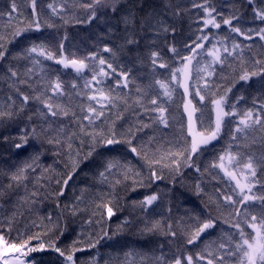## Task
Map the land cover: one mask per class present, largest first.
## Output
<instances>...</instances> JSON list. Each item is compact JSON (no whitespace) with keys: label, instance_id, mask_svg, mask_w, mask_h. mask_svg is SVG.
<instances>
[{"label":"trees","instance_id":"16d2710c","mask_svg":"<svg viewBox=\"0 0 264 264\" xmlns=\"http://www.w3.org/2000/svg\"><path fill=\"white\" fill-rule=\"evenodd\" d=\"M206 2L216 9L219 28L204 26V20L210 17L198 6ZM90 3L92 0H36L34 16L32 0H16L17 11L10 25L7 13L12 0H0V34L10 40L14 28H24L34 18L42 25L39 31H27L6 43V58L0 60V111L14 113L11 119L0 120V232L15 243L39 237L29 244L36 251L26 256L8 254L9 264H66L52 245L65 255L73 247L78 249L74 253L76 264H174L176 257L186 261L189 255L193 264H208V260L213 264H241L243 254L236 251V244L242 241L234 225L239 223L245 238H249L256 235L251 225L255 223L260 228L264 220V124L244 132H237L236 128L248 110L264 120V40L255 35L248 40L232 32L223 19L237 16L238 21L233 20L232 26L242 30L264 27L254 17V9L264 8V0H119L116 12L103 4L95 6L96 17L89 22L91 11L83 5ZM129 9L135 23L126 26L123 17ZM157 21L160 23L153 27ZM203 35L209 39L200 41L203 49H197L200 54L192 60L188 79L189 100L198 109L193 116L196 131L206 134L209 126L214 127L216 112L212 100L225 93L224 110L233 112L235 105L239 115L224 117L217 139L193 156V166L185 167L182 162L178 174L169 167L171 158L167 154L180 151L191 138L183 108L185 97L177 82L180 74L176 81L171 76L183 58L192 55L191 47ZM126 39L136 43L127 44ZM38 44H44L54 58L25 52ZM233 44L240 47L233 51ZM105 46L112 51H104ZM171 47L177 49L178 56L170 51ZM224 47L228 48L227 53ZM216 49L220 50L223 63L212 64L208 52ZM152 52L160 56L155 66ZM92 53L96 54L94 59H85ZM64 57L85 59L88 67L79 73L71 66L65 68L58 63ZM101 57L106 61L104 69L108 75L97 83L92 77L99 72ZM34 59L40 63L34 64ZM107 63L115 72L107 68ZM10 67L18 72V77L10 78ZM28 69L32 71L28 73ZM122 72L129 74L126 87ZM206 72L212 75L207 76ZM245 72L260 74L241 80ZM20 80L27 83L20 84ZM57 81L61 95L54 94L51 87L45 89L46 84L54 86ZM97 81H101V76L97 75ZM156 81L168 84L171 98L164 96V89ZM12 85L30 97L46 90L50 103L59 105L69 115L41 116L39 112L46 109L31 99L15 115L21 108V98ZM197 88L205 96L204 101L195 96ZM97 89L114 98L113 103L89 100L92 95L99 99ZM10 96L14 101L11 108ZM153 98L166 109L167 127L153 123L158 116L151 111L155 107L150 104ZM89 106L104 113L91 124L83 119ZM145 108L149 109L147 113ZM201 117L203 126L199 123ZM144 124L150 127L143 128ZM33 128L36 131L27 136V144L16 148L21 137L32 133ZM129 129L135 137L127 135ZM112 131L120 141L113 145L94 141L90 135L103 132L111 138ZM49 139H59L61 143L50 144ZM129 139L131 145L125 142ZM131 147H136L139 155L132 153ZM227 153L239 160L238 164H227L237 176L247 171L243 166L253 157L256 175L247 179L252 185L249 193L255 200L244 204L225 200L226 196L234 201L242 199L234 181L213 167ZM109 163L115 166L106 171ZM26 164L32 167L25 169L22 182L17 183L13 174ZM153 170L162 179H154ZM152 195L157 199L151 205L142 203ZM105 205L113 209L111 217ZM208 219L215 220L214 227L188 245L189 235ZM157 222L158 227L153 229ZM169 224L177 232L175 238L165 235ZM41 242L45 245L42 250ZM91 244L95 247H89ZM221 244L225 247L221 248ZM14 254L18 259L12 257ZM197 254L205 258L200 260ZM161 255L163 261L158 260Z\"/></svg>","mask_w":264,"mask_h":264},{"label":"snow or ice","instance_id":"6c2138e0","mask_svg":"<svg viewBox=\"0 0 264 264\" xmlns=\"http://www.w3.org/2000/svg\"><path fill=\"white\" fill-rule=\"evenodd\" d=\"M252 2H253V0H249V3H252ZM100 4H103L105 7L110 8L111 11L116 12L117 6L119 4V0H92V3L83 5V7H85L86 9L91 11V15L88 17L89 22L96 17V11L94 9H95V6H98ZM35 7H36V0H32V8H33L34 16H35ZM49 7L52 8V5H49ZM133 7H135V6H133ZM194 7H197V5H194ZM198 7H202L204 12L207 14V16L210 17L209 19L204 20V26L205 27H207L208 25H212L215 28L220 27V24L216 22V16L214 15V13H216L215 8L211 7L207 2L203 5H199ZM16 11H17L16 0H12L11 9L7 13L10 25H11L12 19L14 17V14L16 13ZM52 11L55 12L56 9L52 8ZM0 15H3V14L0 13ZM254 17L256 20H259L261 24H264V8L254 9ZM233 20L238 21V17L232 16L230 19H223V23L225 25H228L231 28L232 32L237 33L240 36H244L248 40L252 39V35L258 36L261 40H264V27H261L259 29L242 30L240 27H233L232 26ZM123 21H124L126 26L129 24L135 23V16H134L131 9H129V12L124 15ZM142 23H144V22H142ZM159 23L160 22L157 21L155 24H153V27H156ZM47 26L51 27V25H47ZM41 27H42V25H41L39 19L34 18L32 21H30L27 24L26 27L14 28V30L12 31L11 40L8 38V36H6L4 34H0V60H3L6 58V54H7L6 43H11L13 40H15L17 37L21 36L22 34H24L27 31H31L33 29L39 31L41 29ZM162 30L165 32L168 31L167 28H163ZM174 31L175 30L173 29V32ZM208 39H209V37L207 35H203V36H200L197 38V42H194V46L191 47L192 55L183 58L185 70L188 68L189 63L193 59H195L197 55L200 54L197 52V49H203V44L200 41H206ZM126 43L127 44H133V43H136V41L133 39H126ZM62 47H63V45H61V48ZM185 47L187 48L189 46L186 45ZM239 47H240V45L233 44V46H232L233 51H235ZM104 51L110 52L112 50L110 48H108L107 46H105ZM170 51L174 55H177V56L179 55V53L175 47H171ZM223 51L227 53L228 48L224 47ZM25 52L27 54L38 53L39 55L45 56L46 59H53L54 58L53 54L51 52L46 51V46L44 44L33 45L32 47L26 49ZM228 54L231 55V53H228ZM208 55L212 57V64H214L216 62H220V63L224 62L221 58V54H220L219 49H216L214 51L209 50ZM95 56H96V54L92 53L89 55V57H86L85 59L91 60V59H94ZM151 57H152V64H153V66H155L157 60L160 59L159 53L158 52H152ZM85 59L77 60V59H67L66 57H64V58H61L58 61V63L63 64L65 68L71 66L72 68H74L79 73L84 68L88 67V65L85 64ZM33 63L39 64L40 61L34 59ZM105 64H106V61L101 57L99 59V66H100L99 72L96 75H93L92 81H96L97 83H100V82H102V78L108 75V73L105 72V69H104ZM212 64H209L208 67H211ZM160 67L163 68V67H165V65L160 64ZM107 68L112 69V71L115 72V69H113L111 63H107ZM27 71H28V73H30L32 70L28 69ZM181 71L182 70H180V69L174 70L172 73L171 79L176 81L177 76ZM8 72L10 74V78H15V77H18V75H19L18 72L16 70L12 69L11 67L8 69ZM261 72H264V69H261ZM184 74H185V78L187 79V73L185 72ZM205 74L207 76L212 75L211 72H206ZM259 74L260 73H257V72H252V73L245 72L244 75H242L240 77V79L247 81L250 78V76H255V75H259ZM97 75L101 76V81H97ZM128 75L129 74L127 72L121 73V76H123V78H124V86L125 87L128 84ZM177 82L179 83V81H177ZM19 83L20 84H26L27 81L26 80H20ZM119 83L120 82L117 81V86H119ZM156 83L159 84L162 89H164V93H163L164 96L171 98L172 92L169 90L168 84H166L162 81H156ZM12 87H15L16 93L21 98V108L19 110H17L15 115H19V113L24 110V106H26L28 104L30 99L39 101L43 105L44 109H46V111H40L39 112V114L41 116L47 117L50 114L51 117H57L58 115H62V116L67 117L69 115V112L61 109L59 105L54 106L52 103H50L51 97L47 96L46 90L41 91L38 94L30 97L29 95H26L23 92H21L19 87H16L15 85H12ZM48 87H51V91L56 95L63 94L62 89H61V84L58 81L55 83L54 86L46 84L45 89H47ZM86 87H87V85H86ZM183 88H184V95H190L189 87H188L187 83L183 84ZM205 88H207V83L205 84ZM97 91L99 93V99H98L97 95H92L89 97V100L96 101L97 103H100V100L103 99V100L108 101V103L110 105L113 103L114 98L107 95L102 89H97ZM228 91H230V89ZM194 94H195V96L199 97V101L205 100V96L200 95V89L199 88H197L195 90ZM226 95H227V93H225V96H221L219 99L212 100V104L215 106L216 119H215L214 127L209 126L210 130L207 132V134H205L204 132L196 131V129H195L196 121L193 119V116H194V113H196L198 111V109H196L194 106H192L191 100H187L185 102L184 112L187 113L188 134L191 138L190 143L186 142V146L183 147L180 151H177V152L169 151L167 154L168 157L171 158V164L169 165V167H172L178 174H179L182 162H183L185 167L193 166V164H192L193 156L198 154L201 151L202 146H206V145L210 144L211 141H214L217 139V137L219 136L220 131H221V127L223 124L224 117L230 116V115H239L238 113L235 112V105H232L233 112H226L224 110V105L227 102L226 101ZM9 101L11 102L9 104V108H11L12 104H14V101L12 100L11 96L9 97ZM137 103H140L141 107H144L142 102L137 101ZM150 104L155 106L151 109V111L158 113V116L153 121V123H159V124H162L165 127H167L169 121H168L167 117L165 116L166 109L163 107L162 104H158L157 99H155V98H153L150 101ZM144 110H145V113H147L149 111L148 108H145ZM87 112H88V115H85L83 117V119L87 120L89 122V124H91L93 122V119H99L101 116L104 115L102 110L97 111V109L95 107H92V106L88 107ZM13 115H14V113L12 111H0V120L5 119V118L11 119L13 117ZM29 119H31V117H29ZM199 123L201 124V126L204 125V120L202 117H201ZM262 124H264V120H262V118L259 115H256L254 117L252 110H248L247 112H244L241 115V119L239 121V124L237 125L236 131L237 132H244L245 130H247L251 127H254L257 125H262ZM142 127L147 128V127H150V125L144 124V125H142ZM35 131H36L35 128H33L32 133H26L25 136L21 137V143L16 144L15 147L19 149V148L23 147L25 144H27V136L34 134ZM90 135L92 136V139L94 141L102 142L104 145H113V144L120 142V141L115 139L116 134L114 131L110 132V134H109L111 138H106V136L103 132H100V133L92 132V133H90ZM127 135L130 137H135V132H133L131 129H129L127 132ZM150 140H151V138H150ZM125 142H127L129 145H131L132 140L129 139ZM48 143L60 144L61 141L59 139H49ZM131 152L139 155L136 147H131ZM89 155H91V153H89ZM145 158L147 159V153H145ZM163 158L164 157H161V159H163ZM35 159H38V157L34 158L33 162H35ZM226 159H227V162L229 165H232L233 162H235L236 164L239 163V160H237L236 156L232 155L231 153H227L226 155H221L219 157L220 163L218 165L214 164L213 167L220 168L221 170L224 171L225 176H227L229 178V180H235L236 181V188H239V190H240L238 195H240L242 197V199L240 201H234V200H232L231 196H226L225 200H227L233 204L237 203V202L244 204L247 201L255 200L256 197L249 196V195L245 194V189L247 188L249 191H251V186L246 184V183L242 184L234 172L228 171V168L225 166V160ZM150 163L151 164H157V163H160V161H151ZM261 165L264 166V161H261ZM114 166H115L114 164L109 163L106 171L112 169ZM31 167H32L31 164H26L23 168L18 169L17 172L15 174H13V180L16 181L17 183L22 182V180L24 178L23 173H24L25 169L31 168ZM243 167H244V169L248 170V172L250 173V175L252 177H255L256 168L253 166V157H249L248 162L246 164H244ZM196 171L199 172L200 169L197 167ZM104 175H105L104 172L100 173L101 177H104ZM151 176L156 180L162 179L161 176L156 174L155 170H153L151 172ZM69 179H71V176H69ZM67 183H68V180H65L64 184L67 185ZM197 188H199V185H197ZM233 191H235V189H233ZM61 194H62V192H61ZM33 195H35V193ZM156 199H157V196H155V195L148 196V197H145V200L142 203H146L148 205H151L153 203V201H155ZM261 201H262V203H264V198H261ZM105 207H107V205H105ZM107 215H108V217H111L113 215V209L111 207H107ZM256 219L257 218L255 216L252 217L253 221H255ZM214 225H215L214 219H208V220H205L202 224H199V226L196 227V229L187 238V244L192 245L200 237V235L202 233H204L207 229L213 228ZM157 227H158V222L156 225L153 226V229H155ZM234 227L239 230V236H240V239L242 241V243L236 244V251L243 254L242 259H241V264H264V231L261 230V229H264V220H261L260 228H257L255 223H253L251 225V227L256 230L257 234L255 237L245 238L244 230L241 228L239 223H236L234 225ZM153 229H149V230L151 231ZM9 231H10V229H9ZM105 235H106V233H105ZM165 235H168L171 238H175L177 236V232L172 230L171 224H169V230L167 233H165ZM32 239H39V237L38 236L30 237L29 240H23L20 243L9 242L5 238L4 234L2 232H0V260H3V264H9V261L5 258L8 254L20 253L21 255L26 256L28 252L36 251L37 249L29 247L30 241ZM97 243H98V241H97ZM52 247L55 249V251L57 253H59L60 256L65 258L66 264H76V262L74 260V253H75V251H78V249L73 247L72 250L67 255H65V252L61 251L60 248L55 247V245H52ZM89 247H95V244H91V245H89ZM220 247L224 248L225 245L221 244ZM39 248L41 250L44 249L45 248L44 243L41 242L39 245ZM197 256L200 260H203L205 258L204 256H201L200 254H197ZM221 259H223V258L221 257ZM158 260L163 261L164 256L161 255L158 258ZM20 264H24V261H20ZM174 264H193V257L191 255H189L186 257V261H182V259L178 256L175 258ZM208 264H213V261L208 260Z\"/></svg>","mask_w":264,"mask_h":264},{"label":"rangeland","instance_id":"374dc122","mask_svg":"<svg viewBox=\"0 0 264 264\" xmlns=\"http://www.w3.org/2000/svg\"><path fill=\"white\" fill-rule=\"evenodd\" d=\"M191 63V62H190ZM189 63V64H190ZM181 72H180V77H179V85H180V87H181V89H182V91H183V94H184V88H183V84L184 83H187L188 84V79H186L185 78V72L187 73V71H188V68L185 70L184 69V62H183V64H182V66H181ZM188 78V77H187ZM184 97H185V102L189 99L188 98V95H184ZM183 108H184V106H183ZM214 110H215V106H214ZM215 112V111H214ZM186 114V119H187V113H185ZM194 119V118H193ZM215 119H216V115H215ZM187 125H188V119H187ZM196 129V128H195ZM187 131H188V127H187ZM207 134V133H206ZM211 142H213V141H211ZM210 142V143H211ZM222 172L224 173V171L222 170ZM250 177V174H249V172H248V170L246 171V172H243V173H241L240 174V176L239 177H237L240 181H241V183L242 184H244V183H246V184H248V185H250V182H248V179L247 178H249ZM234 181V183L236 184V181L235 180H233ZM250 186H252V185H250ZM246 195H249V196H251L250 195V193H249V190L246 188ZM255 233H256V230H255ZM257 234V233H256ZM256 236V235H255ZM17 257V256H16ZM6 258V257H5ZM17 259H18V257H17ZM21 260V258H19V261ZM3 261V260H2ZM0 264H2V263H0Z\"/></svg>","mask_w":264,"mask_h":264}]
</instances>
